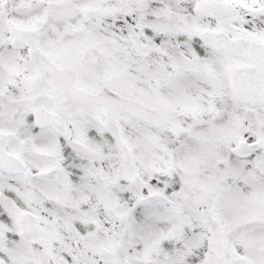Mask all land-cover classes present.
<instances>
[{
    "label": "snow or ice",
    "instance_id": "snow-or-ice-1",
    "mask_svg": "<svg viewBox=\"0 0 264 264\" xmlns=\"http://www.w3.org/2000/svg\"><path fill=\"white\" fill-rule=\"evenodd\" d=\"M0 264H264V0H0Z\"/></svg>",
    "mask_w": 264,
    "mask_h": 264
}]
</instances>
